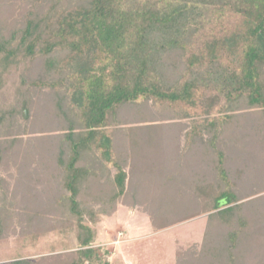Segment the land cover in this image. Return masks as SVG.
Here are the masks:
<instances>
[{"label":"trees","instance_id":"16d2710c","mask_svg":"<svg viewBox=\"0 0 264 264\" xmlns=\"http://www.w3.org/2000/svg\"><path fill=\"white\" fill-rule=\"evenodd\" d=\"M26 16L9 39L0 36V54L45 58V80L31 85L51 88L55 115L64 126L60 135L41 143L43 149L48 144L52 153L47 164L50 169L45 164L41 167L49 175L44 180L45 173L39 174L38 168L14 164L20 168V180L35 175L41 183L47 197L45 212L48 207H61L68 219H76L79 250L67 264H102L99 251L92 248L95 233L84 222L85 212L90 221L93 213L82 210L78 198L83 188L91 187L90 182L98 186L102 185L98 182L110 180L108 169L115 168L111 197L102 202L116 203L127 190L128 164L139 180L133 158L146 161L148 171L162 167L164 159L177 160L180 168L189 169V175L181 180L185 182L195 179L193 159L214 158L218 192L214 186L206 191L203 211L216 213L208 217L199 260L203 264H239V260L255 264L249 254L254 250L258 255L264 249V224L258 225L259 220L264 221V198L259 203H239L226 169V142H238L236 130L242 127L245 111L254 112L251 131L264 140V0H51L44 11L31 9ZM18 36L19 45L12 47ZM150 103L175 111L181 118H193L185 136L188 152L182 154L179 149L174 128H169L164 139L156 133L149 136L144 127L123 129L124 119L136 117L128 116V111L138 114L145 108L152 113ZM31 104V100L20 103L25 118ZM17 108L4 112L0 124L10 120L11 127ZM112 124L121 128L112 131ZM19 142H1L0 159L11 158L13 146ZM165 147L169 159L162 154ZM245 150L252 156L250 147H244L241 156ZM169 174L165 183L170 190L176 188L174 178L184 176L176 171ZM23 188L24 184L21 189L25 192L27 187ZM109 192L102 191L100 198L105 199ZM176 192L168 208H156L153 226L158 231L191 216L189 208L176 203L182 200L178 193L184 191ZM6 196H0V238L13 218L11 208L1 206ZM24 196L21 204L30 227L37 220L49 222L48 214L42 217L33 211L34 195ZM5 264L31 263L17 260Z\"/></svg>","mask_w":264,"mask_h":264},{"label":"rangeland","instance_id":"374dc122","mask_svg":"<svg viewBox=\"0 0 264 264\" xmlns=\"http://www.w3.org/2000/svg\"><path fill=\"white\" fill-rule=\"evenodd\" d=\"M50 1L0 0V36L9 39L10 34L20 28V24L27 18L26 15L31 9L44 11ZM19 38L20 36L13 40L12 47L19 45ZM44 66L45 58L42 55L32 59L25 58L23 54L18 57H9L8 52L5 51L0 54V116L12 108H19L11 127L10 120L0 124V143L13 139L21 141L13 146L15 153L11 154V158L6 155L0 159V196L7 195L1 206L11 208L10 212L13 214V218L5 226L6 232H3L0 238V264L17 260H27L31 264H67L75 258V253L79 250L76 219H68L61 207H48V211L52 213H46L48 211L45 212L44 209L47 197L43 196L44 189L41 183L35 180V175L31 180L24 182L20 180V168L14 164V161L18 163V166L24 163L29 170L38 168L39 174L45 173L41 177L44 180L48 172L41 171V167L44 164L47 167L52 153L48 144L45 143L47 146L44 147L47 148L45 150L41 143L44 139L63 132L64 121L62 122L55 115L51 88L43 86L37 89L31 85L33 81L45 80L42 76ZM22 100L32 102L29 113H25L26 118L20 113ZM149 105L152 113H150L151 110L141 108L143 106L139 107L141 108L139 115L128 111L130 113L128 116L136 117L132 121H129L130 118L124 119L125 124L121 125L123 129H129L130 126L144 127L149 136H154L156 133L164 139L169 128H174L180 142L179 149H182V154L188 152L185 136L192 127L193 118H181L175 111H164L161 107L151 103ZM123 113L126 114L127 111ZM244 113L246 117L242 119V127L235 129L238 142L235 145H231L229 140L226 142L229 147L226 169L233 180V190L240 199L239 203L249 201L259 203V200L264 198V140H259V135L255 137V133L251 131L254 112L245 111ZM247 125L250 129H246ZM119 128L121 127L116 124L110 127L112 131ZM256 138L257 142H254ZM232 147L234 148L230 149ZM244 147H250L252 156L247 154L249 152L246 153V150L241 156ZM168 153L169 148L165 147L162 154L169 159ZM145 154L148 155L149 152ZM190 154L193 155L192 150ZM197 155L199 157L200 154ZM132 160L135 163V170L140 171L139 180L138 177L134 178L132 166L128 164L126 166L127 190L116 203L112 205L104 203L110 196L112 178L117 173L115 168L108 169L107 179L111 178L110 180L98 182L102 183L98 186L94 181L90 182L91 187L83 188L78 198L81 209L93 213L94 219L90 221L89 215L85 212L84 222L95 233L92 248L99 251L102 264H203L199 260V255L202 253L208 217L216 213V211H203L206 191L214 186V192H218L216 187L219 174L217 165L214 163L215 159L205 161L199 158L193 159L191 173L194 172L196 176L193 182L191 178L188 179L190 184L181 181L185 179V175H189V169L180 168L176 163L177 160L164 159L162 167H155L154 170L151 168L149 171L146 161L134 160V158ZM54 167L58 168L55 161ZM174 171L184 178L175 177V181H178L176 184L178 190L175 186L169 190L165 181L169 179V172L174 174ZM22 184L24 188L27 187L25 192L21 189ZM171 190L184 191L181 194L178 193L182 200L181 202L177 200L176 203H179V207L185 205L184 207L189 208L191 216L183 221L172 223L173 226L167 229L158 231L153 226L156 208L169 207L171 200L177 196V192L174 193ZM102 191L109 192L105 199L100 198ZM24 193L34 195L35 200L31 202L35 204L33 211H37L42 217L48 214L49 222L37 220L30 227L24 216L27 210L23 208V203L21 204L25 197ZM161 199L163 204L159 201ZM263 224L264 221H258V225ZM252 225L254 226L253 222ZM43 229H48V232L42 233ZM255 253L253 250L249 254V259L255 258L252 263L264 264V249L262 248L258 255ZM240 256L239 252L238 257L236 255L237 259H240ZM238 263L242 264L240 260Z\"/></svg>","mask_w":264,"mask_h":264}]
</instances>
